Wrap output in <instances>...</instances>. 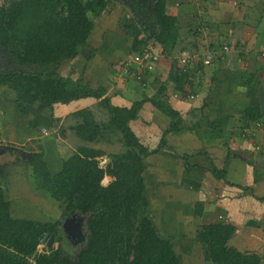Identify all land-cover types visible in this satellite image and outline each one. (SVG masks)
I'll return each mask as SVG.
<instances>
[{"label": "crops", "instance_id": "1", "mask_svg": "<svg viewBox=\"0 0 264 264\" xmlns=\"http://www.w3.org/2000/svg\"><path fill=\"white\" fill-rule=\"evenodd\" d=\"M246 2L165 0L167 14L177 21L180 46L173 57L162 54L153 72L142 75V82L120 72L121 63L135 54L125 27L133 13L131 5L128 0L111 2L94 20L88 39L77 47V55L60 61L56 67L61 77L80 81L92 90L103 89V97L113 106L129 108L135 102H142L137 118L129 125L149 150L158 147L170 124V119L155 107L156 101L161 99L160 94L179 113L183 130L166 134V146L144 160L149 183L157 189L166 188L164 191L168 194L164 198L167 207L163 206L151 215L149 205L147 215L160 236L172 239L179 264H195L191 247L201 246L196 234L203 224L233 226L235 233L231 240L236 245L240 240H246L242 247L247 246L237 247H241L240 251L259 255L262 248L261 243L254 246L252 240L258 242L259 236L264 235V229L260 232L261 226L256 227V222L260 224L261 221L255 215H260L263 209L251 206L252 203L249 205L243 195L246 197L251 193L257 200L264 198L254 193L255 183L264 190V1L253 7H248ZM254 11L260 18L257 24L250 16L255 14ZM121 15L123 22L118 17ZM224 46L229 50L220 54ZM183 49L196 55L208 51L214 54L208 65L198 62L182 69L176 63L175 73L185 69L193 71L189 78L192 87L185 88L187 94L177 92L170 78L171 63L177 61L176 57ZM187 95H193V99L188 100ZM256 108L260 109L263 118L248 120L247 111ZM97 115L106 120L98 100L84 98L67 104L57 103L48 109L38 102H17L14 91L7 85H0V185L4 191L17 190L23 195L29 187L36 191L29 161L33 153H38V146L42 149L41 160L54 177L61 169V157L57 151L59 163L56 164L60 169L55 166L59 170L50 171L45 140L71 141L77 150L85 143L74 130L85 118L100 122ZM226 127H229L228 139L223 142ZM150 141L154 145H150ZM104 142L109 144L89 146L103 152L121 151L120 145L111 146L112 140ZM70 150L71 154L76 151ZM223 169L225 179H216L213 170ZM258 175L261 181L255 179ZM149 183L147 179V192ZM238 187L250 190L242 193ZM238 191L241 194H237ZM218 194L223 198L220 199ZM197 205L202 206L199 215L195 214ZM242 222L246 223L240 226ZM244 233L246 239L237 238Z\"/></svg>", "mask_w": 264, "mask_h": 264}, {"label": "trees", "instance_id": "2", "mask_svg": "<svg viewBox=\"0 0 264 264\" xmlns=\"http://www.w3.org/2000/svg\"><path fill=\"white\" fill-rule=\"evenodd\" d=\"M115 1L119 2L9 0L0 6V50L7 52L15 66L0 71V85L9 86L15 100L23 104L38 102L52 109L57 103L90 98L98 100L99 108L106 114L105 121L90 122L85 118L74 130L85 145L63 159L54 177L41 160V147L38 146V153L31 155L34 188L44 199L55 203L61 213L59 218L41 221L14 217L11 201L0 185V264H179L172 239L160 236L147 215L144 164L148 156L166 146V134L183 130L179 113L160 94L155 107L170 119V124L158 147L149 150L129 125L137 118L142 102H135L129 108L113 106L103 97V89L92 90L56 72L60 61L77 55V47L88 39L94 20ZM128 1L133 16L125 27L132 40V51L139 53L152 40L164 56L173 57L180 40L177 21L167 14L165 0H150L149 9L148 1ZM171 69L170 78L176 91L187 94L185 88L192 87L189 78L193 71L185 69L175 73L176 61H172ZM247 116L248 120L263 118L259 108L247 111ZM117 135L121 151L111 153L109 161L101 167L99 159L105 153L89 145L110 141L108 138ZM106 176L111 181L103 185ZM213 176L225 179L226 173L224 169L213 170ZM201 212L202 206L197 205L195 214ZM77 216L84 219L85 241L76 252H71L67 250L60 226L64 219ZM234 233L235 228L224 223L199 227L196 240L207 261L210 264H261L258 254L229 246ZM45 235L48 238L54 235L53 245L56 243L57 247L50 245L39 251Z\"/></svg>", "mask_w": 264, "mask_h": 264}, {"label": "rangeland", "instance_id": "3", "mask_svg": "<svg viewBox=\"0 0 264 264\" xmlns=\"http://www.w3.org/2000/svg\"><path fill=\"white\" fill-rule=\"evenodd\" d=\"M262 1H264V0H262ZM8 2H9V0H0V6L3 4H7ZM255 3H256V5H259L261 3V0H247V2L245 4H248V7H253ZM150 6H151V4L148 3V5H147L148 9L150 8ZM254 12H255V14H252V15L250 14V16L254 20V22H256V24H257V22H258V20H260V18H259V15L256 13V11H254ZM131 16H132V14L130 15V18H131ZM118 17L120 20L122 18H124L123 15L118 16ZM121 22H123V21L121 20ZM128 22H129V20H128ZM0 62L2 63L0 66L1 70L2 69L10 70V69H13L15 67L13 62L9 60L7 52L4 50H0ZM100 117H99V115L96 116V118L99 119V121H103L102 120L103 118H100ZM228 128L229 127H226L225 131H223V137H224V139H222L223 142H225L224 140L228 139L227 138L228 137V135H227ZM117 137H118V135L117 136H111V138H108L109 140H112L111 146L113 148H116L117 146L120 145L117 142ZM151 137L154 139V141L157 140L155 135H152ZM106 144H109V143H105L102 141L100 142V145H102V146H106ZM222 144H224V143H222ZM150 145H154V142L150 141ZM224 146H225V144H224ZM74 147H75V145L73 143H71V141L65 140V142H62L60 140L55 141L52 138L46 139L45 140L46 160H47V163L50 167V171H55L56 170L55 166H56V168L58 167V165L56 164V162L59 163V161H57V159H58L57 151H59V155L61 157L60 158V163H61L63 158H67L68 156H70L69 155V154H71L70 149L76 150ZM114 151H105L104 152L105 155L99 159L101 167H104V165L109 161V155L111 153H115ZM179 161H177V163H179ZM173 163H175V162H173ZM58 168L60 169V167H58ZM59 169H57V170H59ZM146 177H148V178H146V180L148 179V183H149L148 173H146ZM152 178H154V177H152ZM255 179L257 181H261V178L259 175L255 176ZM110 181H111V179L106 176V177H104L102 184L107 185ZM32 182H34V180H32ZM244 186L248 187L247 185H244ZM15 187H17L16 184H15ZM164 190L161 188L157 189L154 187L153 184L149 183L147 198H148V206L150 205L149 211H150L151 215L156 214V212H158L161 208H163V206L165 208L167 207L166 203H164V198L168 197V194L165 193ZM226 193L224 195H226ZM229 193L231 194L232 192H229ZM242 193H246V191L242 190ZM254 193L258 197L264 196V190H262L257 183H255V186H254ZM237 194H241V191L240 192L238 191ZM6 195H7V198L11 201V211H12L11 214L14 217L35 218L34 220L40 219L41 221H46V219H48V218L57 219L60 217L61 213L58 210L55 203L50 201V200L48 201V200L44 199V197L41 195L40 192H38V191L33 192L32 187L28 188V191L26 192L25 195H23V193H21V191H17V190H15V191L13 190L12 193L7 192ZM244 195H243V198H244V200L246 199L245 201H247V203L249 205H250V203H252L251 206L256 205V206L260 207L261 209H263L261 211L260 215L257 213L255 214L256 216H258V218H260V221H261L260 224H259V222H256V227H258L260 225L261 227H260L259 231L262 232V230L264 229V220H263V218H264V201L257 200L255 197L252 196L251 193H248L246 195V197ZM218 196H220V194H218ZM219 198L222 199L223 197L220 196ZM245 201H242L243 205L245 207H249V205ZM227 207H228V205H227ZM251 211H255V210H251ZM28 212H30L31 214H28ZM241 217H243L245 219V216L242 215ZM71 220L74 221V223H76L78 225V232H79L78 234L79 235L76 237L75 236L74 237H72V236L64 237V241L68 244L67 248L68 247L69 248L67 250H71V252L72 251L76 252L79 245L84 243V241H85L84 223H83L84 219L80 216H77L76 218H71ZM207 220H210V219H207ZM207 222H210V221H207ZM245 223L246 222L240 223V226L243 224L245 225ZM60 231H62V226H60ZM237 238L246 239V233L242 234V236L237 237ZM231 239H233V238H231ZM253 241L255 242L254 246H256V247H258L260 245V243L262 244V248H260V251H259L260 254L259 255L261 256V258L263 260L261 262V264H264V235H262V237L259 236L258 242L255 241L254 239L252 240V242ZM245 242H246V240H240L236 245L235 241L233 242V240H230L228 244H229V246L237 248L240 245L242 247V245ZM52 245H53V243H52ZM53 246L56 248L57 244L54 243ZM245 246H247V245H245ZM245 246H243L242 248H244ZM45 247H46V243H41V245L38 249H39V251H42V250H44L43 248H45ZM241 247H239L237 249L241 250ZM191 249L193 252V256L195 257L194 258L195 264H210V262L207 261V258L205 257V252L201 246H199V248H196V249L194 247H191Z\"/></svg>", "mask_w": 264, "mask_h": 264}, {"label": "built area", "instance_id": "4", "mask_svg": "<svg viewBox=\"0 0 264 264\" xmlns=\"http://www.w3.org/2000/svg\"><path fill=\"white\" fill-rule=\"evenodd\" d=\"M157 48V45H155L152 40L148 41L141 52L133 54L131 57L121 63V74L127 75L128 77L135 79L138 82H142V75L148 72H153L156 64L159 61V58L162 55L161 51H159V49ZM228 50L229 47L224 46L222 47L220 54L225 53ZM213 58L214 54L212 51H208L207 53L201 55H196L194 53L184 51L176 57V63L180 68L184 69L186 67H191L198 62H201L204 65H208L213 60ZM186 97L188 100L193 99V95H187ZM44 134H46L45 131ZM39 247L40 245L38 246V248Z\"/></svg>", "mask_w": 264, "mask_h": 264}, {"label": "water", "instance_id": "5", "mask_svg": "<svg viewBox=\"0 0 264 264\" xmlns=\"http://www.w3.org/2000/svg\"><path fill=\"white\" fill-rule=\"evenodd\" d=\"M61 226H62L61 234L63 238L69 236L76 237L79 235L78 225L74 223V221H72L71 218H66ZM53 242H54V235H51L49 238L48 235H45L41 240V243H46V247H50V245H52Z\"/></svg>", "mask_w": 264, "mask_h": 264}, {"label": "flooded vegetation", "instance_id": "6", "mask_svg": "<svg viewBox=\"0 0 264 264\" xmlns=\"http://www.w3.org/2000/svg\"><path fill=\"white\" fill-rule=\"evenodd\" d=\"M2 63L0 62V65H1Z\"/></svg>", "mask_w": 264, "mask_h": 264}]
</instances>
